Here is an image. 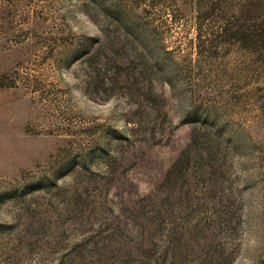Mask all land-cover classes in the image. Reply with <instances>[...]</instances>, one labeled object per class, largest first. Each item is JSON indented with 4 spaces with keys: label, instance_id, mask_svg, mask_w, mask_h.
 Returning a JSON list of instances; mask_svg holds the SVG:
<instances>
[{
    "label": "rangeland",
    "instance_id": "rangeland-1",
    "mask_svg": "<svg viewBox=\"0 0 264 264\" xmlns=\"http://www.w3.org/2000/svg\"><path fill=\"white\" fill-rule=\"evenodd\" d=\"M0 264H264V0H0Z\"/></svg>",
    "mask_w": 264,
    "mask_h": 264
}]
</instances>
